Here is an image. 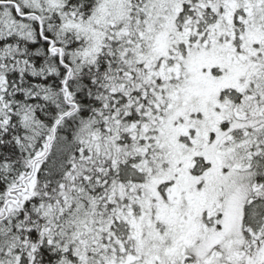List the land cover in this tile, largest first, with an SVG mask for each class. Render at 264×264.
Here are the masks:
<instances>
[{
  "label": "snow or ice",
  "instance_id": "snow-or-ice-1",
  "mask_svg": "<svg viewBox=\"0 0 264 264\" xmlns=\"http://www.w3.org/2000/svg\"><path fill=\"white\" fill-rule=\"evenodd\" d=\"M0 264H264V0H0Z\"/></svg>",
  "mask_w": 264,
  "mask_h": 264
}]
</instances>
